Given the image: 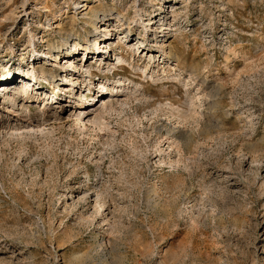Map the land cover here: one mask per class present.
I'll return each instance as SVG.
<instances>
[{"label": "rangeland", "instance_id": "rangeland-1", "mask_svg": "<svg viewBox=\"0 0 264 264\" xmlns=\"http://www.w3.org/2000/svg\"><path fill=\"white\" fill-rule=\"evenodd\" d=\"M6 81L0 264H264V0H0Z\"/></svg>", "mask_w": 264, "mask_h": 264}, {"label": "bare ground", "instance_id": "bare-ground-1", "mask_svg": "<svg viewBox=\"0 0 264 264\" xmlns=\"http://www.w3.org/2000/svg\"><path fill=\"white\" fill-rule=\"evenodd\" d=\"M84 5H86V4H84ZM89 12H90V18H89V22L88 23L91 24L92 26H94L95 29H98V23L100 21L104 20L106 15H101L100 12L97 11L95 8H90ZM157 16L158 15H156L155 17H152L151 19L148 20V24L151 25L150 29H153L155 24L157 23V21L155 20ZM129 32H130V28H127L123 33L127 34V37H128L129 36V34H128ZM110 35H113V34H110L109 32H104L103 30L102 31L100 30L97 33L96 38H95V44H97L99 46V49L101 48V42H105L106 43L109 39H111L109 37ZM100 37H102V41L100 40ZM69 43H70V45H69L68 48H65V46L62 45V44H57L56 46L55 45H50L48 47L47 54H44V52H36V53H34V55H38V56L40 55L41 57H43V56L51 57V59H53L52 57L54 55V60H56L57 62L59 61V59L63 60V58H64L66 60H69V62H70V65H69L68 68H76L74 63H75V58H76L77 53H79L80 50L91 51L92 48H88L87 45H81L80 43H76L75 40L73 38H71L70 36L65 39V44H69ZM137 43L140 44V45H143L144 44V40H142L140 38V39L137 40ZM139 49H140L139 46L136 47L137 51ZM105 50L107 51L108 48H105ZM64 51H65V54H63ZM88 54H92V55L91 56H89V55L86 56V59L84 60V63L81 65V67H85L86 64L89 62L90 58H96L97 57V55H95V52H88ZM61 66L64 67V64H62ZM32 67H33V71L37 70L42 75L46 76V78H51L52 79V83L55 81L54 83L56 84V87H60V89L58 90L59 93L61 94L63 92L64 87L67 85V82H68V76L64 75L65 73H63V74L60 73L58 75V78H57L56 75L54 74V71L52 69L48 68L46 65H41L40 67H38V66L37 67L32 66ZM87 72H88V74L90 76L92 75V71H91V69L89 67L87 69ZM7 75H5V76H7V78L10 77L9 79H13L14 80V76L17 75V74L12 72L11 74L8 73ZM24 76H27V75L24 74ZM59 76H63V77H59ZM1 80H3V78ZM30 80L36 81V83L38 82V80H37V78L35 77L34 74H32V77L30 78ZM30 80L26 84L31 87L32 85L29 84L31 82ZM72 81H73V83L76 82V80H72ZM58 82H60V84H57ZM52 83H50V85H52ZM121 84H122V82H121ZM102 87H103V90H104V94H103V97H102V105H100L99 107H103V109L104 108L106 109V107H112L114 101H113V99L106 100L105 97L107 95L111 94L112 98H115V97L120 96L121 94H120V91H119L118 87H115L112 90H111V88H108L105 85H103ZM10 88H11V83L9 84V82H7V81L4 82L2 84V87H1V90H0V96H2L3 98H8L9 97L10 99L15 100V101H17V98L19 96L20 97L22 96L23 99L27 100V102H37V101H39L40 105H42L44 107V109H46L47 111L53 106L52 105L53 101H50L49 100L50 98H46L45 96L43 98H41V93L39 95V92H38V90L41 89V88H33L31 91L27 87H26V89L25 88H23V89L18 88V89H15V90H12V89L10 90ZM10 95H11V97H10ZM85 96L86 95H84V96L81 95L79 99L74 101L75 104L77 106H80L82 104L81 102L83 100V97H85ZM90 97H91V99L88 100V103L84 106V108L97 106V103L96 104L94 103L95 100H96V97L95 96H90ZM209 108H212V107H209ZM211 110H209V111H211ZM100 113H102V111L99 112L98 116H101ZM78 119L79 118L76 117V120H78ZM174 134H177V133H174ZM182 134L183 133H180L178 136L182 137L183 136Z\"/></svg>", "mask_w": 264, "mask_h": 264}]
</instances>
